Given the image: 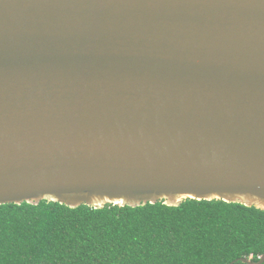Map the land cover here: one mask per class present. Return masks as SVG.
<instances>
[{
    "label": "water",
    "instance_id": "1",
    "mask_svg": "<svg viewBox=\"0 0 264 264\" xmlns=\"http://www.w3.org/2000/svg\"><path fill=\"white\" fill-rule=\"evenodd\" d=\"M186 199L264 210V0H0V204Z\"/></svg>",
    "mask_w": 264,
    "mask_h": 264
},
{
    "label": "trees",
    "instance_id": "2",
    "mask_svg": "<svg viewBox=\"0 0 264 264\" xmlns=\"http://www.w3.org/2000/svg\"><path fill=\"white\" fill-rule=\"evenodd\" d=\"M263 254L264 210L239 202L0 204V264H246Z\"/></svg>",
    "mask_w": 264,
    "mask_h": 264
}]
</instances>
